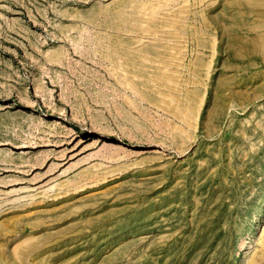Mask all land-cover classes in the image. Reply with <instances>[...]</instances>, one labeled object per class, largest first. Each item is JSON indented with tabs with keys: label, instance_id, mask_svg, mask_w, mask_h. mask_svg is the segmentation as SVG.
<instances>
[{
	"label": "rangeland",
	"instance_id": "1",
	"mask_svg": "<svg viewBox=\"0 0 264 264\" xmlns=\"http://www.w3.org/2000/svg\"><path fill=\"white\" fill-rule=\"evenodd\" d=\"M0 264H264V0H0Z\"/></svg>",
	"mask_w": 264,
	"mask_h": 264
}]
</instances>
